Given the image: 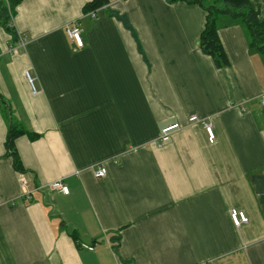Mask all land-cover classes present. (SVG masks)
<instances>
[{
    "label": "crops",
    "instance_id": "crops-1",
    "mask_svg": "<svg viewBox=\"0 0 264 264\" xmlns=\"http://www.w3.org/2000/svg\"><path fill=\"white\" fill-rule=\"evenodd\" d=\"M87 2L20 0L15 54L0 27V264H264V51L220 15L229 65L216 68L198 48L200 6L109 0L92 18ZM249 2L264 20V0ZM11 125L24 172L6 155ZM231 210L248 222L235 228Z\"/></svg>",
    "mask_w": 264,
    "mask_h": 264
},
{
    "label": "trees",
    "instance_id": "trees-1",
    "mask_svg": "<svg viewBox=\"0 0 264 264\" xmlns=\"http://www.w3.org/2000/svg\"><path fill=\"white\" fill-rule=\"evenodd\" d=\"M172 1L196 4L205 11V24L197 44L200 51L212 59L216 68H223L229 65V61L217 34V20L220 15L228 14L232 18L240 20L247 30L249 46L259 52L264 51V20L258 18V11L253 9L249 0H214L211 4H206L207 0ZM19 2L20 0H0V27L4 28L12 36L14 41H16L17 35L10 27V21L15 14V8ZM108 3L109 0H89L83 6L82 10L85 13L95 12ZM111 14L116 19L122 21L128 29L132 30L123 16L113 12ZM24 132L22 127L11 125L5 141L6 155L11 157L13 166L18 172H24L25 170L17 155L14 141L15 138Z\"/></svg>",
    "mask_w": 264,
    "mask_h": 264
},
{
    "label": "built area",
    "instance_id": "built-area-1",
    "mask_svg": "<svg viewBox=\"0 0 264 264\" xmlns=\"http://www.w3.org/2000/svg\"><path fill=\"white\" fill-rule=\"evenodd\" d=\"M89 15L94 18L95 17V12H89ZM66 34L67 36L72 39L75 44L77 45V47L81 48L83 47V42L79 33V29H78V25L76 22H73L71 24H69L66 27ZM25 45H26V41L24 39H22L21 37H18L17 42L15 45L10 46L8 48V53L10 54H15L18 53L20 51H24L25 50ZM24 78L30 88L31 94L35 95L38 93L36 84H35V78L31 75V73L28 70L24 71ZM261 103L262 105H264V96H262L261 98ZM189 122H199V119L196 116H191L188 119ZM204 128H205V132L208 136V141L210 143H212L214 141V134L210 128V126L206 123H203ZM180 128V125L177 123L174 124H170V125H166L164 126L158 135V141L160 145L165 144L171 136V133L177 129ZM106 175V169L102 166L97 167V169H95L94 171V176L96 178H101L104 177ZM20 181H21V190H22V195L25 198H29L30 197V191L28 189V184L26 183V181L24 180V178L22 176H20ZM49 190L51 191H56L59 193H63V194H67L68 193V188L64 185V183L62 182V180H56L53 181L49 184ZM230 220L233 224V226L235 228H239L242 224H246L248 222V218L245 216V214L243 212L237 211V210H231L230 211Z\"/></svg>",
    "mask_w": 264,
    "mask_h": 264
},
{
    "label": "rangeland",
    "instance_id": "rangeland-1",
    "mask_svg": "<svg viewBox=\"0 0 264 264\" xmlns=\"http://www.w3.org/2000/svg\"><path fill=\"white\" fill-rule=\"evenodd\" d=\"M214 0H207L206 4H211V2H213Z\"/></svg>",
    "mask_w": 264,
    "mask_h": 264
}]
</instances>
